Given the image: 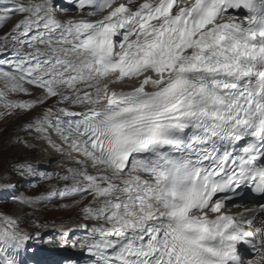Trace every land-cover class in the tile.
<instances>
[{
	"label": "snow or ice",
	"instance_id": "6c2138e0",
	"mask_svg": "<svg viewBox=\"0 0 264 264\" xmlns=\"http://www.w3.org/2000/svg\"><path fill=\"white\" fill-rule=\"evenodd\" d=\"M70 2L61 19L54 0H0V25L20 17L0 36V116L54 98L23 127L77 165L17 164L70 183L12 199L91 196L86 264H264V202L228 210L264 196V0ZM31 239L0 212V264H26Z\"/></svg>",
	"mask_w": 264,
	"mask_h": 264
},
{
	"label": "rangeland",
	"instance_id": "374dc122",
	"mask_svg": "<svg viewBox=\"0 0 264 264\" xmlns=\"http://www.w3.org/2000/svg\"><path fill=\"white\" fill-rule=\"evenodd\" d=\"M17 20L18 19H16V21ZM9 30L10 28L7 25L3 26L0 29V36H3L4 33H6ZM9 47H11V44H9ZM16 94L17 93H9L11 98ZM34 94L39 95V93L36 92H34ZM54 103H55V99L53 98L48 100L46 104L52 105ZM39 109H42V106L37 107L34 111L31 110L27 111L26 114L21 112L20 114L15 115L14 119L16 121H11L9 124L6 125V128L3 131L2 139L0 134V139H1L0 140V199H1L0 201L6 204L7 208H5V210L7 214L14 215L18 219H20L21 223L24 224V225H20V228L33 234L34 237L36 236V233H39V235L44 234L45 237H48L55 231V229L60 230L62 226L75 225L82 221L88 222L87 220H85L86 218L82 212V208L83 205L85 203H88L89 201L78 200L80 201V203H77V201L70 203L68 200H64V202H60L59 200L53 202L49 200H43L41 202H38L39 203L38 205H36V203L24 204V203L15 202L12 199L11 195L5 193L9 190V187H7L4 184H9L10 186L14 185L15 187H13V189H15L16 191H19L22 188V186H24L25 189H27L26 187L27 184L30 187V195L33 197H36L39 194L46 193L49 188V182L46 180L22 177L17 173L15 169V166L17 164L30 162L31 159L37 160L39 159V157H37L36 154H29L28 152L21 154L19 148L18 150H14V146H12L14 141L17 139L16 137L19 135V131L21 129V127H17V122H18V126L23 125L30 119L31 115L36 110ZM3 111L4 108L0 106V112ZM1 128H2V120L0 118V129ZM32 151L35 152L36 150H32ZM49 159L50 158H47V160ZM38 171H45V170L40 169ZM51 189H49L48 191H51ZM61 205H63L67 209L65 210L63 209L59 211H64L67 213H58V211L54 210V208L58 206L60 207ZM17 206L20 211L17 210L14 211L15 208H17ZM0 212L4 213L2 206H0ZM15 213L17 216L15 215ZM89 223L91 224L93 222H89ZM80 226L83 225H79L78 227ZM44 246L47 245L40 244L37 247L30 246V248H27V255L23 254V259L25 260L26 264H55V261L41 262L40 259H33L30 257L31 253L28 250H33L34 248H42ZM57 257L58 256H55V259Z\"/></svg>",
	"mask_w": 264,
	"mask_h": 264
},
{
	"label": "bare ground",
	"instance_id": "6f19581e",
	"mask_svg": "<svg viewBox=\"0 0 264 264\" xmlns=\"http://www.w3.org/2000/svg\"><path fill=\"white\" fill-rule=\"evenodd\" d=\"M59 1L63 5H68L70 3V0H59ZM16 19H18V18H15V20ZM33 91L38 93V91L36 89H33ZM23 97L24 98H31L28 96H24L23 94H19V96L15 97L14 99H19V98H23ZM36 136H37V134L35 132H30L28 130H25L23 125H22L21 129L19 131V135L16 137L17 139L14 141L12 146H14V150H18V148H19L21 154L25 153V152H28L29 154H36V156L39 157V159H37V160L31 159L30 163L36 165L37 170L42 169V170H45V172H49V173L59 172V173L63 174L67 167H76L77 166L73 160H70V159H67L66 157H64L61 153L57 152L55 150V148L52 145H49L46 141H44V143L42 145H40L38 143L39 140L36 138ZM53 139H55V136H53ZM25 141H27L28 143L26 144ZM19 145H20V147H19ZM32 150H36V151L34 152ZM47 158H50V159L47 160ZM90 171H93V170L90 169ZM46 181L49 182L48 190L51 188H52L51 190H53L54 188H60L65 183H70V181L69 182L63 181L57 176H53L52 179L46 180ZM59 184H61V185H59ZM48 190H47V192H48ZM39 196H41V194L37 195L36 197H39ZM56 200H59L60 202H64V200H68L70 203H73V202H76L78 200L90 201L91 196H83L82 198H79V195L66 197V198L56 197V198L50 199L49 201L53 202ZM85 204H87V203H85ZM84 205H83V207H84ZM58 208H59V206L54 208V210H56ZM54 212H56V211H54ZM15 215H16V213H15ZM64 227H66V230H64V231L72 230L71 232L73 234H80V233L88 234L87 230L85 228H82V226L77 228L76 226L70 227V225L69 226L65 225ZM259 227H261L260 224H259ZM88 228L90 229L91 227L88 226ZM61 230L62 229H60V230L55 229V231L51 235H49L48 237H45L44 234H40L39 236L36 235L34 237V235L30 233L32 236V239L27 242L26 250L23 252V254L27 255V248H29V246H31V244H32V246H34V245H37L38 243H40L41 241H44L46 244H49L46 248L47 250L32 254V255H30L31 258L34 259V257L50 256V255H57V256H59L60 260L67 258L68 257L67 254L56 252L57 249H61V250H63L64 248L69 249V245H67L68 237H66V238L62 237L61 239L58 238V235L60 234ZM41 249H43V247ZM75 249L80 250L81 246H77V247H75ZM58 264H60V263H58Z\"/></svg>",
	"mask_w": 264,
	"mask_h": 264
}]
</instances>
